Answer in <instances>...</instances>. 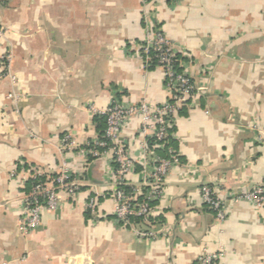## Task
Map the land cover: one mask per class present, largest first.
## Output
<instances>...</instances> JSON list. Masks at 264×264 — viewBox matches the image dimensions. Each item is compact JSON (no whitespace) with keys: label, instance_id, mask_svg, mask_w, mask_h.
<instances>
[{"label":"crops","instance_id":"1","mask_svg":"<svg viewBox=\"0 0 264 264\" xmlns=\"http://www.w3.org/2000/svg\"><path fill=\"white\" fill-rule=\"evenodd\" d=\"M149 25L206 90L177 119L181 164L157 213L125 227L109 198L98 214L87 209L111 189V156L82 150L114 95L168 99L162 69L139 53ZM0 28V264H188L204 249L220 253L216 264H264V207L236 200L264 184V0H0ZM143 124L134 117L122 132L136 157ZM63 165L80 191L61 192L24 229L32 174L53 177ZM204 183L225 200V219L201 198Z\"/></svg>","mask_w":264,"mask_h":264},{"label":"built area","instance_id":"2","mask_svg":"<svg viewBox=\"0 0 264 264\" xmlns=\"http://www.w3.org/2000/svg\"><path fill=\"white\" fill-rule=\"evenodd\" d=\"M4 35V30L0 28V39ZM139 50L148 63H154L162 69L169 90L168 99L161 105L152 106L144 101L131 103L123 95H114L110 105L102 112L106 115L103 134H98L88 148L82 150V153L92 158L111 156L107 171L111 189L101 195L91 196L87 209L92 214H98L102 200L109 198L113 202L116 222L125 227L134 226L136 217L150 222L157 213L154 203L163 198L172 167L181 163L179 154L174 153L172 147L168 148V157L155 153L154 149L164 148L168 137L173 136L170 129L176 126L182 108L192 103L196 94L206 90L204 85L193 79L188 63L177 58L178 51L174 43L160 26H148L144 45ZM178 60L179 65H176ZM134 117L141 118L144 123L142 133L146 139L142 142L140 157L134 156L122 139L124 127ZM151 139L155 140L154 143H151ZM137 166H140L139 171ZM136 174L139 181L134 183L132 177ZM32 180L30 191L22 196V226L26 230L41 224L44 212L53 210L59 203L61 192L75 195L80 191V186L74 182L66 165L53 177L38 172L32 174ZM200 195L206 206L214 211L218 221L225 219V200L216 189L204 183L200 186ZM236 200H244L257 208H263L264 184L253 187ZM137 233L148 235L140 231ZM219 258L218 251L204 249L196 261L188 264H216Z\"/></svg>","mask_w":264,"mask_h":264},{"label":"trees","instance_id":"3","mask_svg":"<svg viewBox=\"0 0 264 264\" xmlns=\"http://www.w3.org/2000/svg\"><path fill=\"white\" fill-rule=\"evenodd\" d=\"M177 55H178L177 58H179L180 60L183 59V58L180 57L179 54H177ZM180 60H178V62H176V65H179V61H180ZM155 63H156V62H155ZM153 66H155L154 63H152L150 67H153ZM177 69L180 70L181 68H180V67H177ZM185 108H186V107H183V108H182V110L180 111V114H182V113L184 112ZM184 113H185V112H184ZM95 120H96V122L98 123V128H100V133H99V135H102V134H103V131H104V129H105V127H104L103 124H104V122H105V124H106V115H104V114H98V115H96V119H95ZM175 130H176V126H174L172 129H170V132L173 133V131H175ZM154 141H155V140L151 139V143H154ZM169 147H172V148L174 149V153H177L178 150H179L178 143H177V141L175 140V138H174L173 136L168 137V142L164 145V148H155L154 150H155V153H157V154H159V155H161V156H166V157H168V156L170 155V153H169V151H168V148H169ZM181 159H182V158L180 157V160H181ZM32 182H33V180L30 181V182L27 184V186H26V188H25V191H26V192L30 191V189H31V187H32ZM139 219H140L139 217L134 218L135 221H137V220H139Z\"/></svg>","mask_w":264,"mask_h":264}]
</instances>
